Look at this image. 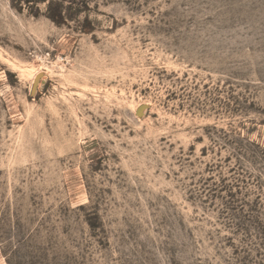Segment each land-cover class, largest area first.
Segmentation results:
<instances>
[{
    "label": "rangeland",
    "instance_id": "obj_1",
    "mask_svg": "<svg viewBox=\"0 0 264 264\" xmlns=\"http://www.w3.org/2000/svg\"><path fill=\"white\" fill-rule=\"evenodd\" d=\"M0 264H264V0H0Z\"/></svg>",
    "mask_w": 264,
    "mask_h": 264
},
{
    "label": "trees",
    "instance_id": "obj_2",
    "mask_svg": "<svg viewBox=\"0 0 264 264\" xmlns=\"http://www.w3.org/2000/svg\"><path fill=\"white\" fill-rule=\"evenodd\" d=\"M26 3H30V1H26ZM52 5H53V4H52ZM52 5H51V6H52ZM57 17H60V16H56L55 14L52 13V15H51V19H53V20L56 21V20H57Z\"/></svg>",
    "mask_w": 264,
    "mask_h": 264
}]
</instances>
